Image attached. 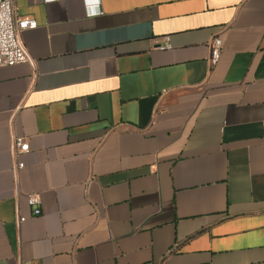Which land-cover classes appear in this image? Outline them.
Returning <instances> with one entry per match:
<instances>
[{
    "label": "crops",
    "instance_id": "1",
    "mask_svg": "<svg viewBox=\"0 0 264 264\" xmlns=\"http://www.w3.org/2000/svg\"><path fill=\"white\" fill-rule=\"evenodd\" d=\"M14 16L37 28L29 61L0 68V264H264V0Z\"/></svg>",
    "mask_w": 264,
    "mask_h": 264
},
{
    "label": "built area",
    "instance_id": "2",
    "mask_svg": "<svg viewBox=\"0 0 264 264\" xmlns=\"http://www.w3.org/2000/svg\"><path fill=\"white\" fill-rule=\"evenodd\" d=\"M37 28V22L29 17L17 19L14 16V0H0V68L12 67L19 64H25L29 61V56L21 43L20 35L28 30ZM165 45H159V51L171 49L169 38H164ZM211 56L209 63L215 66L220 59L222 40L215 37L210 41ZM28 142L17 137L13 142L14 155L20 157L29 152ZM24 163H19L18 168H23ZM27 203L32 210V216L42 215L41 201L39 196H28ZM26 218H20V222H25Z\"/></svg>",
    "mask_w": 264,
    "mask_h": 264
}]
</instances>
